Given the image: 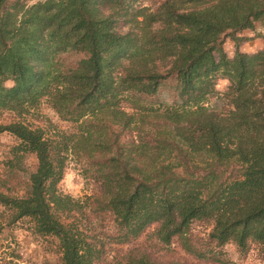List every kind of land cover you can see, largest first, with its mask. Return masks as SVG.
<instances>
[{
    "label": "trees",
    "instance_id": "1",
    "mask_svg": "<svg viewBox=\"0 0 264 264\" xmlns=\"http://www.w3.org/2000/svg\"><path fill=\"white\" fill-rule=\"evenodd\" d=\"M139 1L0 0V122L10 113L0 135L17 140L9 179L0 182L2 218L7 226L29 219L34 234L56 238L61 264H100L105 245L73 223L87 211L58 187L67 156L82 154L95 168L98 211L113 215L117 242L153 228L154 246L167 249L155 259L134 249L126 264H187L175 244L208 264H227L228 245L264 255V49H237L230 58L224 48L239 47L241 34L264 21V0L137 8ZM121 20L128 31L117 30ZM68 52L86 57L65 69L58 56ZM219 77L229 83L224 94ZM169 80L174 105L144 104ZM43 101L79 133L51 140L21 120ZM27 155L37 168L17 197L8 182ZM230 169L236 174L225 179ZM196 222L211 227L203 247L191 244Z\"/></svg>",
    "mask_w": 264,
    "mask_h": 264
},
{
    "label": "rangeland",
    "instance_id": "2",
    "mask_svg": "<svg viewBox=\"0 0 264 264\" xmlns=\"http://www.w3.org/2000/svg\"><path fill=\"white\" fill-rule=\"evenodd\" d=\"M14 1V0H13ZM29 6L42 0H22ZM163 0H140L135 6L156 8ZM119 32L128 31L129 27L124 20L117 23L116 26ZM252 47V45H250ZM225 51L230 58H233L237 52L238 46L231 42H226L224 45ZM240 48V46H239ZM86 57L83 53L68 52L58 56V61L64 67L75 68L78 63ZM7 86L12 85V82H7ZM175 83L169 80L159 91L155 98L145 100L144 104L152 103L154 105L172 106L177 101V92ZM229 83L226 79L219 77L216 81V90L220 94H224L228 89ZM217 97H213L211 102L216 103ZM210 102V103H211ZM220 107L229 109L224 101L220 102ZM10 118V113H4L1 117L2 124L7 123ZM24 123L35 128H41L45 131L46 137L51 140L58 139L59 134H77L79 133V125L74 122H66L52 110L46 101H43L37 109H31L28 114L21 118ZM118 132L120 130L116 129ZM131 141L130 134L123 137V141ZM134 140V139H133ZM17 140L8 133L0 135V182L8 180L10 169L8 161L12 157L11 150L16 146ZM66 172L63 180L59 184V191L64 195H70L74 199L81 202L89 217L84 218L79 214L76 219L78 227L83 231L87 230L89 237H96L105 245V256L100 261V264H126V257L132 250L136 249L149 254L153 259L163 258L168 255L167 249L161 250L155 247V239L150 238L153 228L146 230L140 239L134 240L129 244H119L116 238V224L113 215L106 212L98 211L99 206L97 200L101 199L100 189L95 181V168H92L90 161L82 154L70 153L67 156ZM37 168V159L35 156L27 155L21 169L18 168L19 175L14 179H10L8 187L13 188V195L23 197L25 195L26 182H28L29 174H32ZM181 170H177L180 173ZM237 170L230 169L225 174V179L230 173L236 174ZM22 183V184H21ZM4 209L0 208V264H7L9 261L19 264H61V254L59 251V243L56 238L51 236H39L34 234L29 219H24L21 222L12 226H7L4 222ZM5 215V214H4ZM6 216V215H5ZM65 219V217H64ZM70 219L66 218V223ZM72 221V220H70ZM211 232V227L206 223H193L190 233L191 244L203 247L207 241L208 234ZM176 243V242H175ZM99 245V244H98ZM100 246V245H99ZM101 247V246H100ZM155 247V248H153ZM99 248V247H98ZM175 251V256L186 258L187 264H208L199 261L194 257L186 255L180 244L172 246ZM144 250V251H143ZM148 250V251H146ZM225 261L227 264H264V255L258 247L253 246L246 254H241L233 245H228L225 248ZM98 263V262H97Z\"/></svg>",
    "mask_w": 264,
    "mask_h": 264
},
{
    "label": "crops",
    "instance_id": "3",
    "mask_svg": "<svg viewBox=\"0 0 264 264\" xmlns=\"http://www.w3.org/2000/svg\"><path fill=\"white\" fill-rule=\"evenodd\" d=\"M242 41L240 43V52L242 53H255L264 49V21L255 24L252 30H246L241 34ZM235 44L232 41H228ZM236 45V44H235ZM252 45V47H250Z\"/></svg>",
    "mask_w": 264,
    "mask_h": 264
}]
</instances>
